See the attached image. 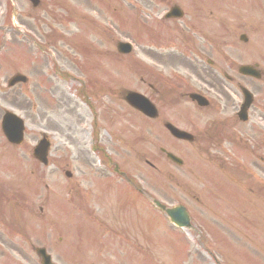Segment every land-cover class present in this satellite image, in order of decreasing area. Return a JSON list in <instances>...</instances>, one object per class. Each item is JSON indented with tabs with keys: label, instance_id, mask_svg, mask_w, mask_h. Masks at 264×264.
<instances>
[{
	"label": "rangeland",
	"instance_id": "1",
	"mask_svg": "<svg viewBox=\"0 0 264 264\" xmlns=\"http://www.w3.org/2000/svg\"><path fill=\"white\" fill-rule=\"evenodd\" d=\"M40 1V6L34 8L30 0H0V187L3 190L0 191V199L7 191L9 197L6 195L4 202L8 213L10 214V209H13L11 199L13 202L22 200L18 193L25 179L33 180L34 183L36 181L35 185H39L42 176L40 174L55 173L58 180L63 177L60 173L65 167L64 164L46 171L37 169V163L32 160L31 151L37 144L41 133L47 130L54 148H60L56 151L57 155L53 153L54 157L63 155L62 153L70 154L71 138L77 140L80 146L85 147V150H90L93 145L100 148L105 147L106 152L112 153L113 160L121 165L122 171L136 179L140 189L168 205H186L197 223L196 226L202 232V234L199 233L201 235L194 232L192 235H181L185 242L183 248L191 251L192 258L189 262H176L178 259L176 246L172 244L167 235L161 233L158 239L165 246L162 253L167 262L160 257L159 250L155 246L151 251L152 264H215L214 258L209 255V251L207 252L202 244H199V240L208 249H212L218 264H264V195L258 190L262 187L261 190L264 191V184L260 181L264 180L263 164L258 163L256 158L252 159L247 152L242 157L241 154H236L234 150L229 149L227 153L219 156L229 160L225 163L229 167L228 170H238V172L234 175L231 172L227 176L223 172L214 170L216 167L213 165L218 164L214 159L215 155L217 156L214 151L219 150L214 148L209 154V137L200 138L194 147L151 137L146 126L148 123L144 120L141 122L139 118L134 117L132 110L120 99L121 93L126 89L146 93L145 85L137 81L129 84L123 81L129 79L126 71L135 73L139 79L147 76L146 52L140 51L139 57L127 58L126 60L130 63L122 62L120 66L105 64L102 59H92L91 48V54L82 48L79 53L75 49L76 45H81L77 41L79 38L76 37V40L70 36H73L79 29H83L84 23L81 24L80 18H83V14L86 13L84 0ZM141 1L148 4L147 0ZM141 1H135V4L142 6ZM175 1L184 2L183 0ZM202 1H208V4L212 5V0ZM214 1L212 7H206L203 2L199 6L194 0L186 1L189 6L187 10L191 13L187 22L195 27L200 26V14L201 19L209 24L206 30L201 28L198 39L195 38L201 52L202 50L208 52L206 57L221 67H232L235 75H238L237 67L240 65L248 62H264V56H261L264 52V12L260 10L264 8V0ZM158 7L160 12H164L169 6L160 4ZM102 8L105 10L106 17L102 21L103 28L99 27L98 34L95 33L97 41L104 40L106 34V38L117 36L119 24L114 14L111 15V13H114V8H119L120 13H123L129 7L123 0H113L106 1ZM194 11H196L197 18L195 22H193ZM127 16L130 17V22L135 24V21L131 19L135 16V11L130 10ZM119 31L121 38L130 36L135 41L139 40L127 30L121 28ZM243 34L251 38L252 53H249L245 44L239 41V37ZM178 41L173 43L175 47H179ZM140 43L141 47H148L146 41L143 40ZM177 50L187 49L177 48ZM246 52H248V57H246ZM83 56L91 59L86 61ZM104 72L106 73L105 88L100 90V93L93 88V86L97 87L95 84L88 85L89 87L83 91L81 85L84 83L80 80L88 81L91 77L102 78ZM16 74L27 76L28 84L8 87L9 80ZM200 74L202 77L206 76L203 71ZM111 78L118 79L122 85L116 86L111 82L113 81ZM253 87L258 91L262 86L256 83ZM184 88L190 91L193 87L189 88L188 85H184ZM82 91L84 98L93 104L98 103L94 100L96 95L100 100L101 117L106 118L98 120L100 135H97L94 144H92L94 117L83 100V95L80 96ZM182 91L185 90L182 89ZM163 97L166 101L164 94ZM260 98L264 100V92ZM7 111L22 117L26 123L25 141L21 148L9 145L3 136L1 121ZM184 113L187 114L186 111ZM115 114L121 115L122 124L126 125L128 132L131 133L128 134V138L133 139L132 149L121 150L118 145L113 148L114 151L110 148V146L113 147L109 137L113 131L111 127L113 118H109ZM180 121L181 124L184 123L183 120ZM81 126L83 128L80 131ZM185 128L188 129L189 124ZM237 131L242 136L244 129L240 128ZM140 133H143L144 137L136 138V135ZM118 134L121 135L120 131ZM252 136H254L253 133L245 129V137L251 140ZM179 145L186 146L183 152L185 158L178 150L181 148ZM72 147L77 149L73 152L77 156L78 145L74 144ZM54 148L53 152H55ZM160 148L181 157L185 161V166L180 168L170 164L166 157L160 154ZM210 155L214 159L213 162H211ZM257 156L260 158V154ZM87 158L89 161L92 159L88 153ZM81 161V159L73 160L72 167L78 169L75 172V184L84 189V174L88 172L83 167H79L78 163ZM146 162L153 164L155 168H151ZM226 168L224 169L227 170ZM44 183L50 184L49 181H42L41 185ZM98 183L101 184L102 180L98 179ZM64 184L65 181L61 183V185ZM41 187V190L38 188L40 200L50 197V194L44 191L43 185ZM49 200H42V203ZM257 203V209L251 208L254 204L257 207ZM96 204L97 209L100 208L99 214H102L100 206L102 201L98 200ZM6 209L3 208V210ZM116 212L117 210L114 214ZM110 215L112 214L105 210L104 217L100 215V219L96 218L98 224L93 223L94 219H92L91 226L98 229L100 236L112 229L120 230L122 234L132 232L129 228L122 227V221L118 216L116 219H111ZM140 220L143 221V218ZM81 222L83 227L85 224L83 219ZM115 222L117 225L112 226ZM143 223L148 228L151 227V222H147L146 218ZM156 225L154 228L159 227L158 223ZM138 227L140 226L137 225ZM163 227L166 228V224ZM236 231L239 233H235ZM74 234L81 236L80 229L75 227ZM110 236L114 239L112 233L106 234V239ZM76 242L81 243L80 238L74 241V249L78 252V256H75L73 264H115L114 258L117 253L96 251L94 255H90L92 257L86 259L85 256L89 253L80 252ZM64 243L67 242L64 241ZM124 260L132 264V260L127 257H124ZM142 261L148 260L143 259Z\"/></svg>",
	"mask_w": 264,
	"mask_h": 264
},
{
	"label": "flooded vegetation",
	"instance_id": "2",
	"mask_svg": "<svg viewBox=\"0 0 264 264\" xmlns=\"http://www.w3.org/2000/svg\"><path fill=\"white\" fill-rule=\"evenodd\" d=\"M1 220H3V219L0 218V224L2 222ZM19 222H20V226L18 228H19V231H21V240H23L27 245H30V243H29L30 236H29V234H25L24 231L32 228L31 225H32V223H34V220L32 217H30L29 220L26 221L24 217H20ZM0 241L3 244L5 243L2 239H0ZM34 250H36V248H34ZM22 253H23L24 260L26 262H29V259L26 257V250L24 248H23Z\"/></svg>",
	"mask_w": 264,
	"mask_h": 264
},
{
	"label": "water",
	"instance_id": "3",
	"mask_svg": "<svg viewBox=\"0 0 264 264\" xmlns=\"http://www.w3.org/2000/svg\"><path fill=\"white\" fill-rule=\"evenodd\" d=\"M15 81H26V78H22V77H17L15 79ZM19 123V120L11 115L8 114L5 119H4V123H3V128L5 133L7 134V136H9V133L11 132L10 130L12 129V133H20L21 132V127L20 129H13L17 124ZM22 133V132H21Z\"/></svg>",
	"mask_w": 264,
	"mask_h": 264
}]
</instances>
